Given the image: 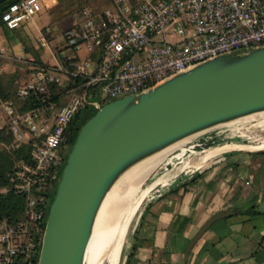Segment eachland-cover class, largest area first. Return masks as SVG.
<instances>
[{
    "label": "built area",
    "instance_id": "1",
    "mask_svg": "<svg viewBox=\"0 0 264 264\" xmlns=\"http://www.w3.org/2000/svg\"><path fill=\"white\" fill-rule=\"evenodd\" d=\"M41 10L42 0H19L1 18L15 29ZM63 38L76 61L25 60L29 74L15 97L39 105L0 104V129L7 126L18 143L30 145L29 159L0 187V193L11 189L25 197L23 217H0V264H38L52 187L81 107L136 94L217 55L264 46V0H108L75 14ZM40 44L47 46L44 39ZM4 51L0 42V56ZM81 51L85 57L77 56ZM63 77L83 78L85 91L52 99L51 86Z\"/></svg>",
    "mask_w": 264,
    "mask_h": 264
},
{
    "label": "water",
    "instance_id": "2",
    "mask_svg": "<svg viewBox=\"0 0 264 264\" xmlns=\"http://www.w3.org/2000/svg\"><path fill=\"white\" fill-rule=\"evenodd\" d=\"M263 113L264 46L217 55L97 107L78 130L56 182L38 264H84L97 210L130 167L187 138ZM253 145L258 144H223L227 148L216 155L264 153V147ZM233 213L227 209L210 217L187 244L185 256L214 222Z\"/></svg>",
    "mask_w": 264,
    "mask_h": 264
},
{
    "label": "crops",
    "instance_id": "3",
    "mask_svg": "<svg viewBox=\"0 0 264 264\" xmlns=\"http://www.w3.org/2000/svg\"><path fill=\"white\" fill-rule=\"evenodd\" d=\"M51 1L55 0H42V6H50ZM45 15L34 17L21 31L16 29L18 36L11 40L0 29V42L5 46L0 72L16 74V86L24 81L20 78L28 77L25 60L33 56L24 44L35 50L33 38L39 43L41 37L49 40L44 46L49 65L73 58L63 38V29L71 25L72 18L60 20L58 25L55 22L44 32L46 23L42 21L52 19ZM77 56L85 57L86 53L81 51ZM233 142L204 147L173 178L160 181L132 219L122 264H264V153L227 151L216 155L227 148L220 145ZM208 149L207 158L201 160ZM227 209L234 213L214 222L186 257V246L199 228L215 213Z\"/></svg>",
    "mask_w": 264,
    "mask_h": 264
},
{
    "label": "rangeland",
    "instance_id": "4",
    "mask_svg": "<svg viewBox=\"0 0 264 264\" xmlns=\"http://www.w3.org/2000/svg\"><path fill=\"white\" fill-rule=\"evenodd\" d=\"M50 6H42V10L39 14L35 16V18L40 17V16H46L45 14H49L52 16V19L47 18L42 21L43 25L42 29L44 32H47V28H51V26L56 22V25L59 24L60 20H66L67 18H72L75 16V14H78L80 9L82 7L86 6H91L92 8L98 7L102 8L106 5H108V0H55L50 2ZM54 7V8H53ZM47 17V16H46ZM42 18V17H41ZM28 22H23L20 24V26L17 28V30H22ZM54 26V25H53ZM60 28V27H59ZM65 28V27H64ZM68 27H66L63 30H66ZM49 34L52 35V30L49 31ZM46 40L49 41L45 37H41L40 40ZM31 41V40H30ZM37 54L41 60L40 64L41 65H49V55L44 49V46H42L37 39H32ZM4 45V43L2 42ZM5 47V46H4ZM58 47H55V49ZM42 56V57H41ZM79 56V55H78ZM81 57V56H80ZM82 58V57H81ZM43 59V60H42ZM22 65L26 66V63H22ZM28 73V70H27ZM27 79V77H22L20 78V81ZM61 88L66 85L67 83V78L63 77L60 82ZM85 91V88L83 86V83L77 85V86H72L70 88H67L65 90H62L61 94L59 95L58 99H61V101H67L70 99V97L75 94H82ZM103 103V101L101 100ZM96 108L92 105H86L81 107L80 112H79V119H78V124L86 117L89 115L93 114L95 112ZM262 122V123H261ZM264 113L263 114H256L247 118L240 119L234 123H231L229 125H223L219 126L216 128H213L205 133H202L192 139L186 140L179 145L175 146L174 148H170L169 151L165 152V157L160 162V164L147 176L145 179L141 190L143 189H148L152 186L154 182H156L158 179L163 181H167L168 179L173 178L178 172H180L181 168L186 164V161L189 159L193 158L195 155H197L198 152H200L204 148V143L206 142H213L216 141V144H221L224 141H239V142H247L251 144H264ZM205 135H211L212 138L209 139L208 141H205L202 139L203 136ZM14 139L15 137L12 135L11 137ZM218 141V142H217ZM203 142V143H202ZM194 145L193 147H190ZM70 144H67L65 146V151H64V157L66 159L70 149H71ZM3 146H0V149L3 150ZM190 150H189V149ZM65 162V161H64ZM64 162L61 163L59 167V175L60 172L62 171V168L64 166ZM162 182L156 183L155 185L152 186L150 190L147 191V193L144 195L143 200L144 201L146 198H148L151 194H153L160 186ZM2 187V186H0ZM52 190H54V187H52ZM138 210V209H137ZM136 210V212H137ZM135 212V214H136ZM134 214V216H135ZM133 216V217H134ZM23 217V216H22ZM132 217V219H133ZM131 219V222H132ZM130 222V224H131ZM130 224L127 228V231L125 233L123 242H122V247H121V252L119 253V262L118 264H122V258H123V248H124V242L125 238L128 232V229L130 227ZM102 264H108L106 262H103Z\"/></svg>",
    "mask_w": 264,
    "mask_h": 264
},
{
    "label": "bare ground",
    "instance_id": "5",
    "mask_svg": "<svg viewBox=\"0 0 264 264\" xmlns=\"http://www.w3.org/2000/svg\"><path fill=\"white\" fill-rule=\"evenodd\" d=\"M262 147L264 144L252 146V148ZM164 152L160 151L130 167L120 175L106 193L95 215L84 264H102L103 262L118 264L127 228L149 190V188L141 190L142 185L147 176L162 162L166 156ZM209 152V149L206 150L201 160H205ZM160 181L158 179L153 185Z\"/></svg>",
    "mask_w": 264,
    "mask_h": 264
},
{
    "label": "trees",
    "instance_id": "6",
    "mask_svg": "<svg viewBox=\"0 0 264 264\" xmlns=\"http://www.w3.org/2000/svg\"><path fill=\"white\" fill-rule=\"evenodd\" d=\"M19 0H5L0 3V29L4 32L8 39H14L18 34L15 32V29L8 28L3 22L1 15L8 8V6ZM82 7L80 10H82ZM26 51H31L33 58L36 62L40 63L41 60L36 52V50H30V48L24 44ZM76 59H67L63 63L68 65L71 62L76 61ZM2 58L0 56V63ZM67 83L63 88H61V83L53 84L51 86V96L52 99H58L62 90L70 88L72 86H77L81 83H84V79L80 77H66ZM17 75L16 74H5L0 72V104L2 102H11L16 106H19L20 110L29 109L39 105V101L27 99L24 101H19L15 97V88H16ZM94 114V113H93ZM93 114L84 118L79 124L78 119L72 125V134L70 136L69 144L72 145L78 130L84 124V122L90 118ZM12 133L10 132L7 126L0 129V146H3V150L0 149V186L9 185V177L16 170L17 165L22 160L29 159V143L22 142L18 143L14 138L12 139ZM218 142V141H217ZM216 144V141H209L204 143V147H209ZM56 187V185H55ZM55 187L53 193L55 191ZM25 208V197L23 194L15 193L13 190L9 189L4 193H0V217H5L9 222H15L19 220L24 213ZM255 212V210L251 211Z\"/></svg>",
    "mask_w": 264,
    "mask_h": 264
}]
</instances>
